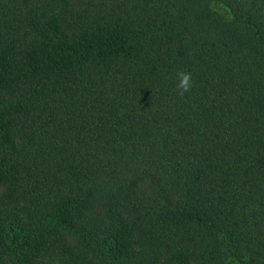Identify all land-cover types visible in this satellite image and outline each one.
<instances>
[{
	"label": "trees",
	"instance_id": "16d2710c",
	"mask_svg": "<svg viewBox=\"0 0 264 264\" xmlns=\"http://www.w3.org/2000/svg\"><path fill=\"white\" fill-rule=\"evenodd\" d=\"M0 264H264V0H0Z\"/></svg>",
	"mask_w": 264,
	"mask_h": 264
},
{
	"label": "clouds",
	"instance_id": "9594fccd",
	"mask_svg": "<svg viewBox=\"0 0 264 264\" xmlns=\"http://www.w3.org/2000/svg\"><path fill=\"white\" fill-rule=\"evenodd\" d=\"M179 89L178 94L183 96L185 93L189 92L191 89V74L185 71H180L177 73Z\"/></svg>",
	"mask_w": 264,
	"mask_h": 264
}]
</instances>
